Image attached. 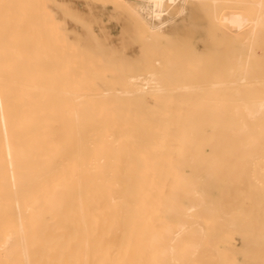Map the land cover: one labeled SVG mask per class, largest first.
Masks as SVG:
<instances>
[{
    "label": "bare ground",
    "instance_id": "obj_1",
    "mask_svg": "<svg viewBox=\"0 0 264 264\" xmlns=\"http://www.w3.org/2000/svg\"><path fill=\"white\" fill-rule=\"evenodd\" d=\"M0 264H264V0H0Z\"/></svg>",
    "mask_w": 264,
    "mask_h": 264
},
{
    "label": "rangeland",
    "instance_id": "obj_2",
    "mask_svg": "<svg viewBox=\"0 0 264 264\" xmlns=\"http://www.w3.org/2000/svg\"><path fill=\"white\" fill-rule=\"evenodd\" d=\"M201 22H202V21H201ZM200 25L202 26L203 24H200ZM201 26H200V27H201ZM202 27H205V26L203 25ZM114 31H115L116 34H119V30H118V28H114ZM157 48H158V49H157ZM160 48H162V47H160ZM153 49H154V48H153ZM158 50H159V47H155V50H154V51H155L154 53H156L155 55H158V57H162V58L167 56L166 52H165V55H163L164 52L162 53V51H160L162 54L159 53V54H160V55H159V54H158V52H159ZM161 50H163V49H161ZM164 50H165V49H164ZM150 96L152 97V95L149 94V96H148V100H150V103H151V99H150L151 97H150Z\"/></svg>",
    "mask_w": 264,
    "mask_h": 264
}]
</instances>
